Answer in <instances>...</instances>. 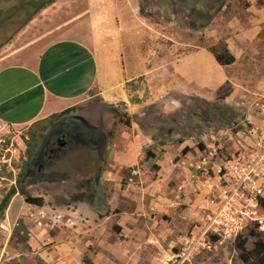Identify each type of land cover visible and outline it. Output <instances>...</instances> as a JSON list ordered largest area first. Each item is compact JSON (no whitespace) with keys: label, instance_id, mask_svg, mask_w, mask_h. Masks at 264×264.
I'll list each match as a JSON object with an SVG mask.
<instances>
[{"label":"crops","instance_id":"1","mask_svg":"<svg viewBox=\"0 0 264 264\" xmlns=\"http://www.w3.org/2000/svg\"><path fill=\"white\" fill-rule=\"evenodd\" d=\"M15 1L0 0V127L29 128L33 123L64 112L62 117L54 121L45 131L41 143L46 139L49 129L53 128L58 121H61L58 125L67 128L66 118H72L76 114L64 115L66 112H70L82 102L93 97L100 98L103 103L107 104L119 101L129 107L131 101L132 104L140 106L144 102L154 103L158 99L156 94H159L161 90L156 88L150 91L151 96L143 98V93L147 89L146 82L149 85L152 78L161 76V83H159L164 91L171 88L173 84L175 86L181 78L188 85H194L206 91L221 88L230 82L229 69L220 66L212 54L203 47L173 55L170 60H163L167 66L170 65L171 74H168L170 77L163 75L166 68L163 62L162 64L155 62L146 69V54L141 52L134 60L132 59L133 62L129 60V66L123 61L115 67V63L124 58L121 53L123 46H131V40L127 45L120 44L117 40L119 35V27H117L119 24L115 21L117 17L109 14L112 12L115 15L119 12L115 13L110 10L112 9V6H109L110 1L93 0L91 2L93 6L86 11L79 10L78 13H81H76L68 19V14H64L63 20L65 21L62 22V19L55 21H60L58 27L49 29L47 25L39 34L33 35H30L32 31H28L27 28L30 25L33 27L35 21L45 23V20L39 16L46 15L47 17L43 19H49L51 15L45 14V11L50 7L41 8L39 12L42 11L38 16L35 14L29 23H24L22 29H19L21 25L18 26V24L4 25V22H8L10 10L14 9ZM30 1L35 0H20V4H30L34 12L36 8ZM246 1L249 4L246 19L248 21L252 19L251 32L254 30V33H258L259 25L264 21V11L263 17H258L257 13L251 14L249 8H252L256 2L255 0ZM57 3L53 1L51 4L55 6ZM98 9L100 13H104V16L97 12ZM119 16L123 18L124 25L128 26L123 34L128 33L129 26L134 27L135 34L138 33L137 38L133 40L134 46L128 48L139 50L145 46L146 43L142 44L147 32L145 27L130 25L131 20L142 24L140 15L138 17L133 13L131 15L122 11ZM130 16L137 18H130ZM83 19L88 23L86 32L90 43L77 37L79 33L83 34L81 30H73L69 34L58 37L60 31L66 30ZM18 20L17 17L16 22ZM247 20L246 27L249 25ZM242 27L239 24L230 32L234 35L238 29L237 40L245 43L247 40L243 38L244 33H241ZM226 43L228 46L231 44L236 46L235 39L232 37L226 38ZM175 48L177 49L178 46ZM231 53L236 63L239 60L238 55ZM109 58L112 59L107 62ZM141 77L144 78V85L141 84L140 88L137 86L139 88L137 90L132 86L133 90H127V94L125 86L128 82L136 84V79ZM120 94L123 96L120 97ZM135 98L138 101H132ZM226 98H232V95ZM84 121L88 123L85 119ZM89 126L85 128L97 131L96 126L91 124ZM67 129L68 132L76 131L73 128ZM137 136V138H130L125 132L108 147L111 162L106 169L97 174L96 181L90 182L92 199L89 200L79 194L78 197L81 199H76L75 196L73 201L58 202L54 194L49 193L53 196L51 204L44 205L43 203L42 206L26 204L22 207H26L31 215V218L27 215L29 222L31 219L37 222L33 224V221L31 226H27L29 235L27 244L30 249L23 253L24 257L30 260L37 258V261L33 260L32 264H147V258L153 260L165 254L166 258L170 255L163 247V243L171 232L168 214L170 211H176L175 208L183 202L187 204V213L191 215L193 212L195 215L197 212L195 202L192 203L189 199L194 198L192 194L194 185H199L201 181L196 177L190 179L186 166H181L184 169L183 177L177 185L178 191H174L171 197L163 186L166 180L160 178V175L164 176V172L167 171L165 157H163L152 160L159 166L156 179L147 180L148 178L140 175L132 181L137 179L136 184L128 182L123 185L122 181L127 180V176L121 175L119 170L127 163L133 165L141 155L136 143L141 146L150 143V138L147 136H141L139 133ZM69 139L72 141L74 138ZM91 145L88 144L89 147L95 149ZM38 148L37 146L35 152ZM58 158L55 159L56 162ZM48 179L50 181L51 177ZM143 184H148V186L143 187ZM157 184L161 188H154ZM17 195L20 194L17 193ZM16 197V194L12 197L9 203L10 208ZM21 201L24 203L23 200ZM32 206H35L34 209L31 208ZM19 210L20 208H13V213ZM159 215L163 216L160 219L161 225H158L157 221ZM153 226L159 229L153 231L151 229ZM154 232L156 236L153 235ZM151 241L155 242L158 245L155 246L159 248L147 244ZM159 249L161 251H158ZM152 250L157 251L155 256ZM20 257L18 263L13 262V264H21L24 258Z\"/></svg>","mask_w":264,"mask_h":264},{"label":"rangeland","instance_id":"2","mask_svg":"<svg viewBox=\"0 0 264 264\" xmlns=\"http://www.w3.org/2000/svg\"><path fill=\"white\" fill-rule=\"evenodd\" d=\"M44 1L46 0H35L34 2L30 1V3L37 8ZM54 1L56 3L57 1L61 2L57 3L55 6L51 3L45 6L51 8L45 11V14L51 16L49 19H43L47 17L46 15L39 16L42 20H45V23L35 21L33 27L30 25V27L27 28L28 31H32L30 35L39 34L47 25L49 29L58 27L60 21H55L59 19H62V22L65 21L63 20L64 14H68V19V17H73L78 13L79 10L86 11L93 6L91 4L93 0ZM99 1H110L109 6H112L110 10H113L115 13H117L116 11L119 12L115 15L111 12L109 15L112 17L115 16V18L117 17L115 20L119 24L117 25V27H119L117 40H119L120 44L124 43L127 45L131 40V46H134L133 40L138 36V33H134L133 26H129L128 33L123 34V32L126 31L125 28L128 26L124 25L125 22H123V18L119 16L122 14V11L128 12V14L131 15L132 13L136 16L140 15V17H138L141 19L142 24H138L137 21L131 20L130 25H141L145 27L147 31L145 40L142 41V44L146 43L145 46H142L139 50L134 48L129 49L131 46L128 45L123 46L121 53L124 55V58H121L122 62L119 61L115 63V67L118 66V63H123V61L129 66V60L133 62L134 58L140 52L146 54V69H148L155 62L162 64L163 60H170L173 55L182 54L196 47H203L207 50V45L220 48L221 45L225 44L227 48L229 47L228 49L230 52L238 55L239 59L235 65L226 67V69H229L230 82L224 84L221 88L206 91L197 86L188 85L185 80L181 78L175 86L173 84L171 88L164 91V88H161L160 76L152 78L149 85H147L146 82L147 89L146 92L143 93V98L145 96L148 98L151 96L150 91L153 90V88L160 89L161 92L156 94L158 99L154 103H150L149 101L148 103L144 102V104L138 106L132 104L130 101V106L126 107L123 102L117 101L113 104H107L103 103L101 99L97 97L82 102L79 106L75 107L70 112H66L64 115H69L70 113L80 115L89 124L96 126L97 131L89 132L84 124L80 125L78 122L68 120L65 125L67 128L76 129L77 133L73 134L76 136L74 138V143H78L79 145L72 144L71 147H67L61 157L58 158L57 162L55 161L51 166L44 167L40 174L34 173L36 165L30 163L27 173L19 178L21 181L19 185L16 183L15 177H17L25 161L24 151L26 142L24 139L28 138L26 131L29 128L0 127V136L3 138V144L5 139L9 140V144L4 146L6 150L0 152V164H2L0 170V199L4 193L9 190L10 186L23 188L25 192L32 197H42L44 205L52 203L53 196L49 193L54 194V198H57L58 202L73 201L74 197L79 194L89 198V200L92 199L89 180L94 179L97 174H100L102 170L109 166L111 154L110 152L108 153V147L112 145L114 140H118L125 132L130 138H137V133L141 136H147L150 138V143L142 146L136 143L137 149L140 150L141 155L133 165L127 163L120 169L119 172L121 175H126V169L136 166L139 168L141 176L148 178L147 180L156 179L158 169H154L150 164L146 163L145 149L149 147L157 154H159L160 150H164L165 156L159 158L165 157L167 171L164 172V176L161 174L160 178L166 180L163 186H165L167 193L173 197L174 191L178 189L177 185L181 181L183 177L182 173L184 172L182 168L184 166L178 161L176 162V160L183 159L186 156L188 158L184 159L188 162L189 158H196L200 153L205 155L207 152H210L213 156V161L218 163L220 160L225 159L228 153H232L234 146L238 145L237 140H239V137L235 136V133L239 131L242 135L246 129L248 130L249 126L253 127L254 125L252 123L256 122L257 118H259V105L264 100V37L258 38V34L264 32V21L259 25L258 33H254V30L251 32L252 19H249V21L246 19L248 16L247 7L249 5L246 0H226L225 2L230 4V8H227L225 12L223 8L224 5L227 6V4H222L212 15L213 18L207 14L204 16L203 12L198 11L196 18L193 20L190 19L194 17L195 14L190 15L188 13L190 10L187 9V11H183L181 8L180 10L177 8L173 10L174 0H169L171 2L173 1L172 8L166 5L160 7L164 0ZM149 1L152 2V8L140 13V8L147 9L148 6L146 2ZM255 2L253 7L249 8V12L253 15L257 13L258 17H263L262 13L264 7L259 4L257 0H255ZM20 3V0L15 1L14 9L12 8L13 10H10V16L7 19L8 22H4V25L15 26L18 24V26L21 25L19 29H22L24 23H29L35 14L38 16L42 11L39 12L40 9L38 11L36 9L32 12L30 4L23 5ZM94 6H96V4ZM188 7L195 8L191 2H189ZM97 12L100 13L99 9ZM100 14L104 16V13ZM28 16H31L29 21L26 19ZM136 16H130V18H135ZM17 17L19 20L16 22ZM246 20L249 23L247 27L245 26ZM239 24L244 27H242L241 33H244L243 38L247 40L245 43H243L244 41L242 40L238 42V29H236L234 35L230 32L234 27H238ZM87 28V20L83 19L69 26L66 30L60 31L58 37L69 34L73 32V30H81L83 34L79 33L77 37L90 43V38L86 32ZM224 34L226 37H224ZM229 37L235 39L236 46H232V44L231 46L227 45L226 38L228 39ZM122 40L124 42H121ZM154 43L156 44L155 46L151 45ZM175 46H178V48L176 49ZM110 59L112 58L106 61L108 62ZM163 66L166 67L163 75L169 76L168 74H171L170 65L167 66V64L163 62ZM131 83L125 86L126 93L127 90H133V85ZM141 84L144 85V78H137L135 85L140 88V86L142 87ZM176 87H178V89ZM229 95H232V98L227 99L226 97ZM122 96L123 94H120V97ZM211 104L220 105L221 108H212L210 107ZM127 110H129L128 112H130V114L126 112ZM123 112L129 114L131 121L135 122V124L132 122L130 126L125 125L126 118L122 116ZM232 112L236 114L232 115ZM209 115L212 121H210L209 126L205 128V132L200 135H195L199 130L197 127H203L198 121L202 117H208ZM192 123L197 125L195 128L196 130H192ZM61 128H63L61 125L55 126L52 133L60 132ZM97 132L104 136L105 143L98 150H95L89 147L88 144H97L99 139ZM178 140H181V142H178ZM41 141L42 140L38 142V147ZM86 141L89 143H84ZM185 148H187L186 151H184ZM1 160L5 162L1 163ZM170 160H173L175 165L170 163ZM8 172H12L13 180L6 178V173ZM50 177L51 179L49 181L48 178ZM136 183L137 179L132 182V184ZM159 183L162 185V182L159 181ZM160 185L157 184L154 188H161ZM142 186L146 187L148 184H143ZM179 194L182 195V193ZM16 196L11 208L8 204L3 218H0V264L18 263V259H21L20 256L24 258V261L20 262L21 264H32L33 260L37 261V258L30 260L23 255V253L28 252L30 249L27 244L29 237L27 226H31V223H33L35 219H31L29 222L27 215L29 218H31V215L28 213L26 207L22 208L28 203L24 201L23 195L16 194ZM196 198L197 197L194 195V198H190L189 201L196 203L194 200ZM262 198H264V190ZM21 200H23L24 203H22ZM34 207L35 206H32L31 208L34 209ZM186 207L187 204L182 202V204L175 208L176 211H170L168 214L171 232L166 241L164 243L162 242L167 254H170L171 251L176 249L182 237L186 235L187 231L194 225L198 218L197 213L194 215L193 212L191 213V217V215L187 213ZM13 208H20V210L17 213H13ZM246 209L249 212L252 210L256 212L249 213L251 219L243 223L240 233L237 236H231L230 238L218 237L215 241L210 238V247L193 255L188 264L235 263L239 253L234 245L237 237L240 234H243V236L248 234V229L252 226L253 222L259 224V230H264V210L260 205L255 209L248 205ZM187 215L189 216L187 217ZM165 216L167 217V215ZM162 217L161 215L158 216V225L162 224L160 220ZM20 220L25 224V230L20 228L21 232L14 235V229L17 226H22ZM187 223L189 224L187 225ZM33 224H37V222L34 221ZM151 229L155 231L159 228L153 226ZM155 234L156 232H154L153 235ZM171 241H173V243H170ZM169 243L171 246H168L170 245ZM147 244L157 249L159 248L156 247L158 245H156L155 242L151 241L150 243L147 242ZM251 244L252 240L249 238L246 247L248 249L251 248ZM158 251H161V249ZM152 252L154 256L157 253L156 250H152ZM166 256L165 254L159 257V259L155 258L153 260L147 258V264H163L165 260L169 258V256L167 258Z\"/></svg>","mask_w":264,"mask_h":264},{"label":"built area","instance_id":"3","mask_svg":"<svg viewBox=\"0 0 264 264\" xmlns=\"http://www.w3.org/2000/svg\"><path fill=\"white\" fill-rule=\"evenodd\" d=\"M258 117L247 133H237L238 145L218 163L213 161L210 152L189 158L188 162L184 159L186 156L178 161L186 166L190 179L196 177L201 181L192 190L197 197L198 218L163 264L190 263L193 255L210 247L212 236H237L243 223L251 219L249 213L256 212H249L246 207H258V197H262L264 190V100L259 105ZM3 150L6 149L0 136V152ZM170 163L175 165L173 160ZM139 175V168L131 167L128 182Z\"/></svg>","mask_w":264,"mask_h":264},{"label":"trees","instance_id":"4","mask_svg":"<svg viewBox=\"0 0 264 264\" xmlns=\"http://www.w3.org/2000/svg\"><path fill=\"white\" fill-rule=\"evenodd\" d=\"M53 1L54 0L44 1L43 3L40 4L39 7L36 8L37 11L39 9L45 7L46 5L52 3ZM225 1L226 0H177V1L174 0L173 10H176V8L179 10L181 8V9H183V11H187V9L190 10L188 12L190 15L195 14L194 17H192L190 20H193L196 18L198 11L203 12L204 16H206V14H207L210 17H212V15L219 9L220 5L227 4V6L224 5V8H223L224 12L227 10V8L228 9L230 8V4L225 2ZM189 2H191V4L193 6H195V8L188 7ZM257 2L264 7V0H257ZM146 4L148 6V7L146 6L147 9L146 8L145 9L140 8V10H139L140 13H143L145 10L148 11V9L152 8V2L151 1L146 2ZM172 4H173V1L171 2L169 0H164L162 2V6H160V7H163L166 5V6H170L172 8ZM27 19L29 21L31 19V16H29ZM224 37H226L225 34H224ZM261 37H264V32L258 34V38H261ZM207 50L213 55L215 61L220 66L229 67V66L233 65L236 61L233 54L229 51V49L226 47L225 44L221 45L220 48L213 47V45H207ZM130 83L131 82H128V85ZM131 84L133 85V89H136V90L139 89L134 83H131ZM132 101H138V99L135 98L134 100L132 99ZM210 107L216 108V109L221 108L220 105L217 106L215 104H211ZM63 113L53 114V115L47 117L46 119H44L42 121L33 123L29 127V129L26 131L28 138L24 139L26 142V148L24 151L25 161L22 165L20 172L17 174V177H15V181L18 185L21 182L19 178L23 174H25L27 172V170L29 169V166H30L31 160L34 156L38 142L43 139L44 133L48 129V127L51 126L54 121L60 119V117H62ZM231 114L234 115L236 113L232 112ZM122 116H124L126 118L125 119V125L130 126L131 117L129 116V114H127L126 112H123ZM120 121H122V120H120ZM210 121H212V120H211L210 115H209L208 117H202L198 121V123L200 125H202L203 127H197L196 124L192 123L193 124L192 130H196L195 129L196 127L199 128L198 132L195 133V135H200V134L204 133L205 128L209 126ZM178 142H181V140H178ZM8 144H9V140L5 139V142L3 145L7 146ZM186 150H187V148L184 149V151H186ZM145 151H146V154H145L146 163L150 164L154 169H158L159 166L157 164H155L154 162H152V160L161 157L164 154V150H160L159 154H157L153 149H150L149 147H147L145 149ZM129 169L130 168L125 170L127 173L126 174L127 178H128ZM6 178L9 180H13L12 179V172L6 173ZM97 178H98V175H96L94 177V179L89 180V186L91 184L90 181H92V180L96 181ZM122 183H123V185H125V183H128V179L127 180L124 179L122 181ZM17 193H19L20 195H23L24 201L28 204H34L37 206H42V204H43V198L42 197H40V196L32 197L28 193H26L23 188L10 186L9 190L6 193H4V195L0 199V218H3L4 212L7 209L8 204L10 203V200ZM76 199H81V198L76 196ZM258 203H259L260 207L264 210V199L261 198L260 196L258 197ZM21 222H22V220H20V223ZM21 225H22L21 227L17 226L14 229V235H17L19 232H21V229L25 230V224H23V222H22ZM258 228H259V224L256 222H253L252 226L249 227V229H248V232H247L248 234H246L245 236H243V234H240L237 237L234 245L238 249L239 253L237 255V261L233 264H264V230H259ZM249 238L252 240V244H251V248L248 249L246 247V243L249 240ZM212 239L215 241V239H217V237L212 236Z\"/></svg>","mask_w":264,"mask_h":264},{"label":"flooded vegetation","instance_id":"5","mask_svg":"<svg viewBox=\"0 0 264 264\" xmlns=\"http://www.w3.org/2000/svg\"><path fill=\"white\" fill-rule=\"evenodd\" d=\"M66 120H73L75 122H78V124L80 125L84 124L86 128L90 127L89 124L86 123L85 121L83 122V120L82 121L77 120V119L75 120V119H72L71 117H69L68 119L66 118ZM60 122L61 121H58V123L55 126H57ZM53 128L49 129V133L46 134L47 135L46 139H44L43 143L40 144L39 148L35 152V156H33L31 160V164L33 163L36 165L35 172H34L36 174H40L41 170L44 169V167L52 165L55 159L61 156L60 154H62V152L64 153L67 147H71L70 146L71 143L75 142V140L72 138L76 137L73 135L77 133L76 131L68 132L67 128H61L60 132L52 133ZM88 131L94 132V130H89V129ZM97 134L99 137L97 144L91 145V146H93V148L98 150L105 143V139H104V136H102V134H99V133ZM69 138H71L72 141H70ZM76 144L79 145L78 143Z\"/></svg>","mask_w":264,"mask_h":264},{"label":"clouds","instance_id":"6","mask_svg":"<svg viewBox=\"0 0 264 264\" xmlns=\"http://www.w3.org/2000/svg\"><path fill=\"white\" fill-rule=\"evenodd\" d=\"M256 121H257V120H256ZM254 123H255V122H253L252 124L254 125ZM250 128H252V127L249 126L248 130H249ZM238 132H239V131H237V132L235 133V136H237V133H238ZM239 133H240V132H239ZM245 133H247V129L245 130L244 133H242V135H244ZM235 147H236V146H235ZM235 147H234V148H235ZM204 153H205V152H204ZM207 153H208V152H207ZM207 153H206V154H207ZM198 155L200 156V155H203V154L200 153V154H198ZM194 158H195V157H194ZM132 167H133V166H132ZM140 175H141V173H140ZM140 175H139V176H140ZM261 198H262V197H261ZM263 199H264V198H263Z\"/></svg>","mask_w":264,"mask_h":264},{"label":"water","instance_id":"7","mask_svg":"<svg viewBox=\"0 0 264 264\" xmlns=\"http://www.w3.org/2000/svg\"><path fill=\"white\" fill-rule=\"evenodd\" d=\"M72 118L73 119H77V120H81V121L83 120L84 121V119L82 117H80V116L73 115Z\"/></svg>","mask_w":264,"mask_h":264}]
</instances>
